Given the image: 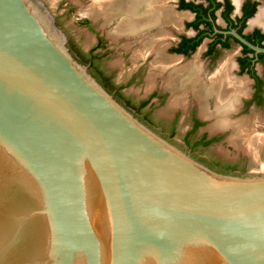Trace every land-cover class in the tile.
<instances>
[{
    "label": "water",
    "instance_id": "water-1",
    "mask_svg": "<svg viewBox=\"0 0 264 264\" xmlns=\"http://www.w3.org/2000/svg\"><path fill=\"white\" fill-rule=\"evenodd\" d=\"M226 169L122 105L44 2L0 0V264H264V174Z\"/></svg>",
    "mask_w": 264,
    "mask_h": 264
},
{
    "label": "flooded vegetation",
    "instance_id": "flooded-vegetation-1",
    "mask_svg": "<svg viewBox=\"0 0 264 264\" xmlns=\"http://www.w3.org/2000/svg\"><path fill=\"white\" fill-rule=\"evenodd\" d=\"M165 5L170 8L173 14L184 17L181 18L180 23L172 21L161 28L151 29L146 37L151 42L148 47L145 48L139 38L133 39L127 35L120 38V40H124L128 54L136 52L133 58L138 59V65L127 81H118L114 71L104 64L105 53L102 54V51L106 49V44L99 34L96 36L94 46L88 51L79 46L75 48L73 40L68 34L69 48L73 55L89 67V70L97 80L122 105L133 112L145 124L171 141L173 140L172 134H175V123L178 120V113L170 122L173 126L168 136L165 132L167 124H156L150 114V107L156 105V102H164L167 98L171 100L175 93L183 92L182 94H184L185 90L179 88L178 90L170 91L166 87L167 85H165L163 79L172 71L173 66L153 64L156 59L154 58L156 53L153 49L157 46V42L154 41L161 36H165V38L163 37L165 41L164 54L180 60V65L192 62L200 53L198 60L201 62V76L203 82L207 84L211 83V76L225 63L226 57L231 56L233 63L230 69L231 79L243 83L245 92L234 96V104L232 103L234 110L228 114L227 119L229 122L234 123L243 119L250 122L258 119L260 124L255 126L248 124L247 127H254L252 129L254 131L259 128L258 125L263 124V128L260 130L263 132L264 52H257L246 43L264 49V0H167ZM88 20L89 24H98L102 21H94L91 18H88ZM56 23L60 26L58 19H56ZM137 48L139 49L138 51ZM144 50L146 53L143 55L144 57H138L140 52ZM141 54L143 53L141 52ZM83 56L86 58H83ZM154 69L162 77L159 75L153 81H150L149 78ZM143 75L148 76L145 80L147 83L149 80V82H155V84H151L154 87L149 94L136 100L131 93L127 92V88L137 78L142 79ZM211 97L208 95L204 100H200L193 91L189 90L186 93L185 102L173 108H179L175 111H190L188 115L190 127L184 139L192 152L196 148H207L211 143L225 136L230 142L235 137V131L232 128L227 127L217 131L211 129L214 119L201 112V106L208 108V112L214 110L215 107L213 106L217 102V96L212 93ZM253 116L256 117L252 118ZM208 124L209 130L213 132L212 135L210 136L209 132L206 131L199 138L194 139V143L191 145L190 139L195 137L199 130ZM231 144L235 146L233 143ZM194 158L216 171L223 173H228L229 171V169H226L228 166L220 161L214 160L211 163L201 158Z\"/></svg>",
    "mask_w": 264,
    "mask_h": 264
},
{
    "label": "bare ground",
    "instance_id": "bare-ground-1",
    "mask_svg": "<svg viewBox=\"0 0 264 264\" xmlns=\"http://www.w3.org/2000/svg\"><path fill=\"white\" fill-rule=\"evenodd\" d=\"M166 1L167 0H95L94 4L87 9L85 16L89 15L95 19L101 18L105 26L109 27L110 35L114 37V39L125 35L133 39L139 38L146 48L151 43L146 39L151 29L161 28L172 21L180 23L181 18L184 17L173 14L170 8L165 5ZM163 37L165 38V36H161L158 40L154 41L157 42V46L153 49L156 53V57H154L156 59L153 64L157 63L159 66L166 65L168 67L173 66L172 71L164 77V83L170 91L174 89L178 90L179 88L185 90L184 94H182L183 92H178L173 95L168 105V111L173 110V108L185 102V96L189 90L193 91L200 100H204L208 95L211 97V94L215 93L217 102L215 106H213L215 108L212 112H208V108L201 106V112L214 119V124L211 126V129L217 131L226 129L227 127L232 128L235 131V137L232 138V143L237 146L238 149L242 148L250 155H254L255 158V147L264 150V136L254 134L255 130H249V126L247 127V125L251 123V125L255 126L256 124H260V121L258 122V119H255L253 122H250L243 119L242 121L239 120L234 123L229 122L227 119L228 114L234 110V96L245 92L243 83L231 79L230 69L233 64L231 61L232 57H226L225 63L211 76V83L207 84L203 82L201 76V62L198 60L200 53H198L199 55H197L192 62L190 61V63L186 65H180V60L173 59L164 54L163 48L165 46V41ZM145 50L141 51L143 54L140 52L141 56L139 55L138 57L141 58L145 55ZM153 67L155 66L153 65ZM159 75L160 73H157L154 69V72L150 75V81H153L156 76L158 77ZM160 76L162 77V75ZM153 83L155 84V82H149L150 85H153ZM252 129H254V127Z\"/></svg>",
    "mask_w": 264,
    "mask_h": 264
},
{
    "label": "rangeland",
    "instance_id": "rangeland-1",
    "mask_svg": "<svg viewBox=\"0 0 264 264\" xmlns=\"http://www.w3.org/2000/svg\"><path fill=\"white\" fill-rule=\"evenodd\" d=\"M44 2L47 9L51 14L58 19L60 26L58 27L66 34L70 35L74 47H81L85 51L90 50L94 44L97 34H99L105 41L106 49H103L105 53L104 64L114 71L116 79L118 81H127L131 77L132 71L138 65V59L133 58L136 52L128 54L126 51V45L124 40H120L121 37L114 39L110 35L109 27L105 26L104 21L101 18L95 19L92 16H85L87 9L90 8L95 0H41ZM84 15H83V14ZM87 15V14H86ZM88 18L93 19L94 21L102 20L98 24L88 23ZM105 48V47H104ZM139 49L137 48V51ZM83 58H86L83 56ZM114 66V67H113ZM148 76L143 75L142 79L137 78L136 81L131 82L130 86L127 88V92L131 93L136 100L145 97L151 92L154 86H151L145 81ZM152 83V82H151ZM154 84V83H153ZM172 100V98H171ZM169 98L164 100V102H156V105L150 107V114L153 117V120L156 124H167L165 132L167 135H170L172 131V119L178 113V120L175 123V134H172L173 140L171 141L179 149L185 153L207 160L209 162H214V160L220 161L228 167H233L241 170H246L258 174H264V150H261L257 147L255 150L256 157L250 155L248 152L244 151L242 148L233 146L232 140L227 138V136L219 139L216 142L211 143L207 148H196L190 151V146L185 142L184 136L186 135L187 130L190 127V121L188 115L190 111L177 109L169 110L168 105L171 101ZM155 101V100H154ZM175 111V112H174ZM145 114V113H144ZM253 116L252 118H255ZM258 117V115H257ZM255 120V119H254ZM253 122V120H252ZM161 124V125H162ZM251 125V123H250ZM258 129L255 130L256 135H264L260 130L263 128V124L258 125ZM249 130L250 127L248 128ZM208 131L211 136L213 132L209 130V124L203 126L197 135L190 139L191 145L194 143V139L199 138L202 133ZM157 132V131H156ZM259 133V134H258ZM261 154V155H260ZM193 157V158H194Z\"/></svg>",
    "mask_w": 264,
    "mask_h": 264
}]
</instances>
